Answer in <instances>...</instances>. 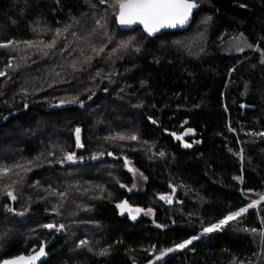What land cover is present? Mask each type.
<instances>
[{
	"label": "trees",
	"instance_id": "trees-1",
	"mask_svg": "<svg viewBox=\"0 0 264 264\" xmlns=\"http://www.w3.org/2000/svg\"><path fill=\"white\" fill-rule=\"evenodd\" d=\"M197 3L188 28L149 36L143 28L122 30L99 0H0V43L33 42L0 48V121L10 116L0 124V167L11 169L0 179V259L56 238L42 264H148L264 192V137L251 134L264 131L261 54L219 51L241 34L264 50V0ZM57 28L55 47L45 48ZM120 41L128 48H118ZM244 102L255 108L243 109ZM188 128L194 131L183 141L165 133ZM118 134L137 139H112ZM70 152L83 162L64 166ZM94 155L100 160L92 162ZM121 156L146 175L144 192L120 187L132 184ZM125 198L154 208V218L120 216L116 204ZM6 206L27 211L18 216ZM261 218L264 210L249 209L235 225L154 264L251 263L260 237L243 229L259 231ZM48 223L66 229L42 227ZM81 239L89 243L77 247ZM104 248L108 254L98 255Z\"/></svg>",
	"mask_w": 264,
	"mask_h": 264
},
{
	"label": "snow or ice",
	"instance_id": "snow-or-ice-1",
	"mask_svg": "<svg viewBox=\"0 0 264 264\" xmlns=\"http://www.w3.org/2000/svg\"><path fill=\"white\" fill-rule=\"evenodd\" d=\"M99 3L101 5L107 4L108 8H110L115 13V21L122 27H131L132 25H141L143 28V32L147 33V35L152 36L155 33L160 32L161 29H168V28H177V27H183L186 24H188L190 18L193 16L194 10H198L200 5L197 3V0H99ZM91 7H95V4H91ZM241 7H245V5H240ZM103 18V17H102ZM211 17H204L201 21L202 23H206L208 20H210ZM95 23L103 28V25L100 24V20H96ZM69 26H65L64 31H67ZM61 29L57 28L55 30V36L53 39L44 45L45 48L52 49L56 45V38L60 35ZM73 36L76 35L75 32L72 33ZM236 43V51H243L244 47L253 48V45L247 44L246 41H244L243 34H241L240 37L234 38ZM20 43H24L28 46H33L32 41H14V40H8L5 43H0V48H9L12 46H18ZM129 46V41H120L118 44V48L120 49H126ZM94 52L99 54V52L103 51V48L97 49L93 47L92 49ZM255 51L260 52L261 54V60L260 63L264 64V50H261L259 48V44H257L254 48ZM116 49H112V52H115ZM134 51L139 52L140 48L136 47ZM45 55H47V52H45ZM7 67L11 68L12 63L11 59L9 60V63ZM19 67V65H17ZM5 71L0 70V76H5ZM99 74V73H97ZM245 87H247L245 85ZM91 99V97H89ZM70 102H76L75 98L73 101ZM61 103H64V101H61ZM81 105H83V101H79ZM27 107V105H25ZM241 107H245V105H241ZM149 120H151L152 123H156L155 120H152L151 117H149ZM186 123V121H185ZM230 131L232 129H229ZM194 130L191 128H188L185 130L184 133L177 135L176 133H171L175 139L182 140L184 135H188L192 133ZM80 132L81 129L77 127L75 129V140H76V147L82 148L83 144L81 143L80 139ZM254 136H260L264 137V131L261 132H253L251 133ZM112 139H118V140H136V135H130L125 137L124 135H117L113 137ZM184 147H191L190 144L185 143L183 145ZM109 156L112 155L111 152L107 153ZM242 154V153H241ZM99 155H104L103 152L99 153ZM161 156H164V153H160ZM75 153H67L64 156V160L67 161H75L76 160ZM82 159V158H81ZM92 159H97V156H93ZM63 163V160L60 161ZM130 161L125 157L124 158V166L128 168L129 172H135L136 170L129 167ZM16 168H20L22 171H29L30 169H24L22 165L17 164L15 166ZM11 172L10 168L7 167H0V179H5L8 177L9 173ZM17 176H19V173H16ZM141 178L146 179L141 174ZM22 179V177H21ZM235 179H242L241 177H235ZM18 181H12V184H16ZM37 184L39 182H36ZM120 187H126L125 185L121 184ZM133 188L136 187L135 183L132 185ZM11 188L10 184L4 185V190L6 196L12 200L16 201L17 196L14 194V191L8 190ZM131 191V189H129ZM174 191V190H173ZM251 191V190H248ZM65 193L61 192L59 193L60 197H65ZM258 198L257 199H251L249 203H247L245 206L240 207L239 209L235 211H229L225 216H223L221 219H219L215 223H211L208 226H205L202 228V231L200 235H193L187 239L182 240L179 243H175L173 247H169L167 249H164L160 252L158 256L155 257V260L160 261L162 260L168 253H173L179 250H184L186 248H189L190 245H192L193 241L200 239L201 236L219 232L221 231L224 226L228 225L231 221L237 220L240 218L243 214L247 213L249 209H255L257 206L261 205L262 202H264V192L257 193ZM159 199L164 201L167 204H172L173 200L171 195L169 194H160ZM7 207V206H6ZM116 207L119 209L120 214L124 215L127 213L128 217L132 220H136L137 216H139L141 213L144 215H151L153 213L152 208H141V207H133L129 204L128 200H123L116 204ZM7 211L10 213H14L18 216H23L27 209H24L21 212H14V209L11 207H7ZM52 212H54L56 215H60V211L58 210L57 206H53ZM43 228L49 229V230H55L56 232H61L66 229L65 224L59 223H48L42 225ZM157 227H163V225H157ZM246 232H251L253 235H259L261 244L264 245V218L260 219V228L259 231L257 228L253 227L251 229L244 228L243 229ZM89 243V241L85 239H81L79 241V244L77 247L85 246ZM155 247V246H153ZM91 251V248L88 249ZM194 251V249H191ZM108 250L106 248L101 249L98 253V255H107ZM47 255L45 250V242H41L38 249L33 246V249L28 252L27 255L25 254H19V255H13L10 257H6L3 259H0V264H37L38 261H41V258L45 257ZM148 264H153L152 260L148 261ZM239 264H244L243 261H240Z\"/></svg>",
	"mask_w": 264,
	"mask_h": 264
},
{
	"label": "rangeland",
	"instance_id": "rangeland-1",
	"mask_svg": "<svg viewBox=\"0 0 264 264\" xmlns=\"http://www.w3.org/2000/svg\"><path fill=\"white\" fill-rule=\"evenodd\" d=\"M243 38H244V41H246V43L247 44H250V45H253L252 43H250V41L245 37V36H243ZM236 43H237V41L235 40V39H231V40H229V41H227V42H224L223 44H221L220 45V47H219V51L220 52H222V53H231V54H239V53H242V51L240 52V51H236ZM254 48H255V45H253V48H248V47H244V50H252V51H255L254 50ZM243 50V51H244ZM77 157V156H76ZM126 156H121V158H122V161H123V167H124V170L131 176V178H132V184H131V187L130 188H128V187H125L127 190L128 189H131V191H130V193H141V192H144L145 191V189H146V185H147V177H146V175L136 166V164H135V162H134V160L133 159H131V158H129V157H126L129 161H130V164H129V167H131V168H133V169H135L136 171L135 172H129L128 171V168L127 167H125L124 166V158H125ZM81 162H83L81 159H78V158H76V160L75 161H67V160H65V162H64V166H66V165H75V164H78V163H81ZM141 174L143 175V177L144 178H146V179H143V178H141ZM133 183H135V185H136V187L135 188H133L132 187V185H133ZM248 201L250 202L251 201V199H257L258 198V196L257 195H249L248 197ZM129 203L132 205V206H135V207H141V208H144V209H147V208H152V207H144V206H142V205H138V204H135V203H133L131 200H129ZM153 209V213L151 214V215H144L143 213H141L138 217H137V219L138 218H141V217H143V216H146V217H149V218H151V219H153L154 218V215H155V210H154V208H152ZM255 210L258 212V214H260V212L262 211V210H264V202H262V204L261 205H259V206H257V208H255ZM236 221L237 220H234V221H231L228 225H226V227L227 226H231V225H235L236 224ZM209 225V224H208ZM207 225V226H208ZM225 227V226H224ZM202 231V230H201ZM201 231H200V233H201ZM200 233L198 234V236L200 235ZM210 234H212V233H210ZM210 234H206V235H203V236H201L202 238L203 237H206V236H208V235H210ZM98 236V235H97ZM200 237V238H201ZM194 242V241H193ZM164 259V258H163ZM162 259V260H163ZM156 262H158L157 260H153V264L154 263H156ZM237 264H239V263H237ZM244 264H264V245H262L261 244V241H260V238H259V251H258V254H257V256H256V258H255V260L253 261V262H251V263H244Z\"/></svg>",
	"mask_w": 264,
	"mask_h": 264
},
{
	"label": "water",
	"instance_id": "water-1",
	"mask_svg": "<svg viewBox=\"0 0 264 264\" xmlns=\"http://www.w3.org/2000/svg\"><path fill=\"white\" fill-rule=\"evenodd\" d=\"M196 11H197V10H194V12H193V16L190 18L188 24H186L185 26H183V27H177V28L161 29L160 32L155 33V34L152 35V36L160 35V34L165 33V32H174V31H182V30H185L186 28H188V27L191 25V23H192V21H193L194 14H195ZM119 26H120V25H119ZM120 28H121L122 30H124V31H132V30H134V29H136V28H142V26H141V25H132L131 27H127V28L120 26ZM239 37H240V36H239ZM242 104L245 105V107H242L243 109H250V110H252V109L255 108L254 106L249 105V104H247V103H245V102L242 103ZM242 104H241V105H242ZM241 105H240V106H241ZM9 118H10V116H6L2 121H0V124L6 122L7 120H9ZM165 133H167V134L176 133L177 135H180V134H181V133H177V132H174V131L171 132V131H168V130H166ZM174 139H175V138H174ZM176 140H177V139H176ZM183 140H184V136H183V139H182V140H179V141H183ZM99 160H100V157H97V159H92V158H91V161H92V162H97V161H99ZM169 188H170L172 191L174 190V191H173V195H174V194L176 193V188H175L173 185H170ZM123 200H128V199L125 198V199H123ZM123 200H122V201H123ZM128 202H129V200H128ZM129 204H130V203H129ZM130 205H131V204H130ZM133 207H135V206H133ZM118 211H119V209H118ZM119 214H120V211H119ZM120 216H122V217H128L127 213H125L124 215H121V214H120ZM137 217H138V216H137ZM55 239H56V238H53L51 241L45 243V250H46L47 255H46L45 257L41 258V261H38L37 264H42L44 261H46V260L48 259V249H49L50 246L53 244V242L55 241ZM21 254H25V255H27L26 253H21Z\"/></svg>",
	"mask_w": 264,
	"mask_h": 264
},
{
	"label": "bare ground",
	"instance_id": "bare-ground-1",
	"mask_svg": "<svg viewBox=\"0 0 264 264\" xmlns=\"http://www.w3.org/2000/svg\"><path fill=\"white\" fill-rule=\"evenodd\" d=\"M241 52V51H240ZM243 52V51H242Z\"/></svg>",
	"mask_w": 264,
	"mask_h": 264
}]
</instances>
